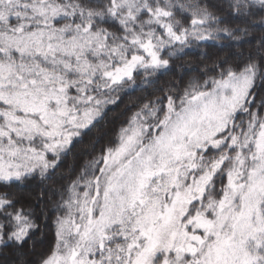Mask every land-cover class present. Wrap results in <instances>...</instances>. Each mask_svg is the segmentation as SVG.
I'll return each instance as SVG.
<instances>
[{
  "label": "snow or ice",
  "instance_id": "snow-or-ice-1",
  "mask_svg": "<svg viewBox=\"0 0 264 264\" xmlns=\"http://www.w3.org/2000/svg\"><path fill=\"white\" fill-rule=\"evenodd\" d=\"M248 37L255 55L146 101L53 189L36 264H264V0H0V247L32 238L21 186L50 179L114 93Z\"/></svg>",
  "mask_w": 264,
  "mask_h": 264
},
{
  "label": "trees",
  "instance_id": "trees-1",
  "mask_svg": "<svg viewBox=\"0 0 264 264\" xmlns=\"http://www.w3.org/2000/svg\"><path fill=\"white\" fill-rule=\"evenodd\" d=\"M254 35L258 37L260 31L257 30ZM257 43V40L248 37L245 38L244 42L234 44L231 49L223 48L219 44H213L212 42L193 46L190 49H186L184 55L173 57L169 68L162 70L161 73L151 78L150 83L142 84L141 78L137 77V85L134 90L125 89L119 93H114V96L119 97L118 102L114 105H108L103 118L90 131L84 133L82 139L74 143L67 155L63 156L60 166L55 169L51 178L41 181L40 177L36 176L35 178H29L21 186L23 191L25 188H29L24 192L32 197L39 196L43 190H47L50 192V199L45 202L43 211L39 210L38 213H35L37 229L34 231L32 238L23 247H18L15 244H11L8 247H0V254L3 250L26 249L33 242L35 243L46 237L48 243L45 248L40 246L39 242L37 243V252L35 258L31 261V264H36L39 256L46 254L52 248L54 241L55 229L53 220L57 214L52 211V207L58 195L53 194V189L58 190L62 187L66 178L73 179L76 177L87 161L99 155L104 145L113 142L119 129L127 125L132 113L136 112L146 101L152 100L156 96L164 95L163 90L176 88L177 85L183 88L190 80L201 78L206 65L210 68L214 60L223 58L226 54L242 51L244 53L243 57L231 56L233 62L242 63L247 59L249 51L255 55ZM211 74L209 72V75ZM257 91L264 93V89H257ZM41 215L45 218L44 222H40ZM45 225V229H42Z\"/></svg>",
  "mask_w": 264,
  "mask_h": 264
},
{
  "label": "rangeland",
  "instance_id": "rangeland-1",
  "mask_svg": "<svg viewBox=\"0 0 264 264\" xmlns=\"http://www.w3.org/2000/svg\"><path fill=\"white\" fill-rule=\"evenodd\" d=\"M126 126H124V127H126ZM71 179L72 178H66V180L64 182V185H66L68 183V181L71 180ZM27 189H29V188H25L24 191H26ZM30 189H31V187H30ZM43 192L45 193V199L44 200L38 199L39 196H36V197H32L30 195L28 196V194L26 193L27 196H28L29 202L32 204V206H33V208L35 210V213H38L39 210L43 211V207L45 205V202L50 199L49 198V193L50 192H48L47 190H43ZM58 199H59V196L56 197V201ZM44 219L45 218H43L42 215H41L40 222H44ZM45 227H46V225L42 229H45ZM38 242H39V245L43 246L44 248L46 247V245L48 243V241L46 240V237H43L42 240H38L35 243L33 242V244L28 246L26 249L20 248V249H14L13 251L3 250L2 253L0 254V264H31L32 263L31 261H32V259L35 258V254L37 252V248H38L37 247L38 246L37 243ZM54 242H55V236H54L53 245H54ZM50 250L51 249H49V251ZM49 251L46 254H48Z\"/></svg>",
  "mask_w": 264,
  "mask_h": 264
}]
</instances>
